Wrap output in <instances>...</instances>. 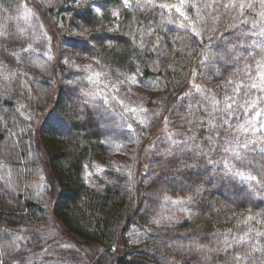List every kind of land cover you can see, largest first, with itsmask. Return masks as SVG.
Returning a JSON list of instances; mask_svg holds the SVG:
<instances>
[{"label":"trees","instance_id":"1","mask_svg":"<svg viewBox=\"0 0 264 264\" xmlns=\"http://www.w3.org/2000/svg\"><path fill=\"white\" fill-rule=\"evenodd\" d=\"M7 2L1 0L0 14L8 13L3 6L11 8L14 0ZM25 2L56 45L70 36L69 42L87 44L114 66L135 68L144 79L160 82L155 90L164 96L154 132L191 136L195 153L187 155L174 174L144 186L139 183L135 189L115 169L98 185L89 184L85 171L106 148L89 109L76 112L63 103L60 74L55 73L54 86L43 87L45 95L37 97L45 118L40 115L32 124L35 129L26 126L19 138L13 130L21 117L11 113L12 103L0 96V153L26 166L37 159L47 185L45 202L26 191L17 193L13 205L0 190V222L9 228L31 226L40 223L39 216L50 214L59 239L81 251L85 264H264V80L240 68L247 61L243 54L251 52L258 11L246 8L240 23L227 17L222 37L210 42L209 36L191 31L190 22L176 11V0ZM190 7L184 12L194 18ZM134 22L141 28L161 23L160 45L155 35L149 40L140 35L133 50L129 31ZM73 27H79L86 40L74 37ZM247 34L250 40L244 41ZM140 37L145 43H139ZM234 52L235 75L227 73L233 68L216 72L210 67L209 54H215L217 63ZM252 83L258 87L252 88ZM229 97L235 101L230 110ZM59 124L65 128L59 129ZM243 143L248 148L237 147ZM20 177V186L31 190L32 178ZM163 193L187 195L192 214L171 219L157 210L154 201H161ZM143 225L150 228V236H140L141 242L133 246V234L142 232ZM255 244H261L259 251L252 249ZM238 248L246 249L239 262L233 258Z\"/></svg>","mask_w":264,"mask_h":264},{"label":"rangeland","instance_id":"2","mask_svg":"<svg viewBox=\"0 0 264 264\" xmlns=\"http://www.w3.org/2000/svg\"><path fill=\"white\" fill-rule=\"evenodd\" d=\"M10 1L12 0L7 3ZM252 1L253 9L259 13L260 0ZM181 3L182 0H176L175 8L181 6ZM206 3H211V0H183L182 10L186 11L191 5H197L190 8L193 9L194 18L198 11L200 13L198 30L201 37L209 36L207 39L212 42L220 39L225 32L222 30L228 25V22L224 23L227 17L234 16L235 21L240 23L241 14L238 10H226L219 4L205 8ZM3 8L8 13L0 14V96L12 103L11 113L21 117L18 127L13 130L14 137L19 138L26 126L33 128L40 115V119L45 118L37 97L39 94L45 95L43 87L49 89V86H54L56 80L53 77L57 73L60 74L64 91L63 103L76 112L86 110V107L89 109L97 121L106 148V154L97 155L85 171V179L89 184L98 185L109 170L115 169L125 176L129 187L135 189L139 183L144 186L154 179L174 174L182 167L183 159L195 153L191 136L183 133L156 135L154 132L153 123L159 115L157 112L164 96L155 90L159 88L160 82L144 79L135 68L125 70L114 66L109 60L90 50L87 44L81 47L69 42L70 36L56 45L44 23L29 9L25 0H14L11 8L7 4ZM216 8L219 11L214 12ZM161 22L163 25V21ZM160 24H149L147 28H141L136 23L129 31L132 32L129 35L133 40L132 49L136 50V38L140 35L144 39L148 38L147 40L156 36V44L160 45L159 40L163 38L161 33H164ZM254 30L250 37L251 52L243 54L247 61L242 62V69L246 65L251 69L256 68L253 64L255 60L264 61V51H261L264 36L259 35V28ZM71 32L74 37L86 40L85 33L79 27H73ZM250 38L247 34L243 40L249 41ZM139 40V43H145L141 37ZM235 54L234 52L228 58L222 56L217 63L213 62V53L207 59L209 63H213L210 67L216 72L233 68L232 73H227L235 75ZM135 55L133 59L137 58V53ZM222 68L224 71L220 70ZM251 121L258 123L257 118H251ZM59 125V129L65 128V125ZM36 160L34 159V164L26 166L23 162L19 163L5 153H0V190L7 202L14 205L18 199L17 193L25 194L26 191L32 192L37 201L45 202L47 185L42 167ZM20 175L32 178L31 190L20 186L23 181ZM163 194L161 201H154L157 210L161 209L169 214L171 219L186 218L192 214L187 195ZM39 219L41 221L37 225L15 228H9L4 222H0V261L3 264H18L20 257L27 264H85V255L81 251L69 241L60 240V230L50 214L41 215ZM141 229L142 232L133 234L136 236L133 237V246L141 242L143 237L140 236H150L147 225H143ZM260 246L261 244H255L252 249L259 251ZM238 249L233 258L239 262L246 249Z\"/></svg>","mask_w":264,"mask_h":264},{"label":"snow or ice","instance_id":"3","mask_svg":"<svg viewBox=\"0 0 264 264\" xmlns=\"http://www.w3.org/2000/svg\"><path fill=\"white\" fill-rule=\"evenodd\" d=\"M213 4H219L220 7L226 9V10H238L240 12L241 15H243L245 9H253L254 5L252 3L249 2V0H211V3H206L204 5L205 8H209V7H213ZM161 7H166V5H161ZM184 7L183 4V0L181 3V6H177L176 7V11L178 13H180L181 16L184 17L185 20H188L190 22V24L192 25L191 27V31L195 34V35H200V32L198 30V21L200 19V13L199 11L197 12V16L195 18L188 16L183 10L182 8ZM191 7H197V5L193 4L191 5ZM260 8L261 11L258 13L259 17H260V21L259 22H253V28H259V35L264 36V0H260ZM97 12H100L101 10L99 8L96 9ZM215 11H219V8H216L214 10ZM182 27L184 26L183 24L181 25ZM256 34V33H254ZM261 51H264V47L261 48ZM256 70L255 72H253L250 68V66L246 65L244 71H246L247 75L249 77L255 76L260 78L261 80H264V61L261 60H257L256 62ZM229 83H232V81H229ZM243 84V81H241V86ZM252 88H257L258 84L256 83H252L251 84ZM239 88L240 86H237V94L239 92ZM229 100L231 101L228 104V109L230 110L232 108V105L235 103V101L229 97ZM250 106H254V105H250ZM261 115L260 112L256 113V116L259 117ZM225 123H227V121H225ZM255 131V129H253ZM237 147H243V148H248V143H243V144H238ZM225 151H234L233 149H228L226 148ZM235 157L237 160H240L241 162H243V157H241L239 155V153H235ZM227 163H226V167H227ZM234 167V166H233ZM239 259V258H238ZM0 264H3V261H0ZM18 264H27V262L25 261V259L23 257H20L18 259Z\"/></svg>","mask_w":264,"mask_h":264}]
</instances>
